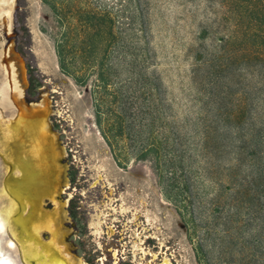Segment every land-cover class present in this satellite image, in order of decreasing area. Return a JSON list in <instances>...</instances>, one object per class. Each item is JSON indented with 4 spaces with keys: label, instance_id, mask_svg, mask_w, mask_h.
<instances>
[{
    "label": "rangeland",
    "instance_id": "374dc122",
    "mask_svg": "<svg viewBox=\"0 0 264 264\" xmlns=\"http://www.w3.org/2000/svg\"><path fill=\"white\" fill-rule=\"evenodd\" d=\"M54 1L8 0L0 16V86L5 68L17 80L15 116L0 113V252L17 264H264L257 148L236 119L255 89L264 103V77L225 46L231 1ZM33 126L52 141L50 175L38 152L24 169L43 145ZM5 183L49 191L38 207L20 193V206Z\"/></svg>",
    "mask_w": 264,
    "mask_h": 264
},
{
    "label": "trees",
    "instance_id": "16d2710c",
    "mask_svg": "<svg viewBox=\"0 0 264 264\" xmlns=\"http://www.w3.org/2000/svg\"><path fill=\"white\" fill-rule=\"evenodd\" d=\"M53 10H57L56 1L54 0H41ZM233 6L231 15H233V30L231 36L225 41V46H231L230 57L239 62H247L250 64L252 72L258 77H264V0H230ZM231 44V45H230ZM57 54L59 56L61 69L66 70L65 64V49L63 46L57 45ZM40 84L35 79L30 70L26 93L28 96L33 97L36 95ZM260 88H257L252 93L251 103L248 105L245 102L246 98H242L236 107V116L238 126L241 128L240 138L246 140V136L254 142L256 151L253 153L254 162L258 163L256 172L255 183H259L261 190L264 192V151L258 149L264 143V103L256 101L259 99ZM244 100V101H243ZM255 114L252 123L245 124L244 117L247 113ZM246 138V139H245ZM245 142V141H243ZM244 146V145H243ZM241 145L240 150L243 149ZM157 146L155 147V156H158ZM146 154H144V157ZM259 186V187H260Z\"/></svg>",
    "mask_w": 264,
    "mask_h": 264
},
{
    "label": "water",
    "instance_id": "95a60500",
    "mask_svg": "<svg viewBox=\"0 0 264 264\" xmlns=\"http://www.w3.org/2000/svg\"><path fill=\"white\" fill-rule=\"evenodd\" d=\"M1 82L4 83V79H1ZM11 94H12V91L10 92V97H11ZM6 97L7 95L4 96V99L5 100H0V113L1 114H10V115H13L15 116L14 114L16 113L13 108L10 106L9 102L6 101ZM25 119H27L29 116L28 115H24ZM13 119L14 118H10L9 120H11V127L12 129H17L16 128V123L13 122ZM28 120V119H27ZM27 124H29L30 122L27 121L26 122ZM38 127L41 128L42 127V124H43V120L39 119L38 122ZM29 126V125H28ZM34 128V136H33V140H34V137L36 138V136L41 139L40 142L43 143V135L44 134L43 132L39 131V129L36 127V126H33ZM42 135V136H41ZM41 136V137H39ZM47 138H48V143H43L42 146H38L37 144H34L35 147L32 148L29 153H28V157L30 160H27L26 164H24V169H26V165L27 163H29L30 161H32L31 159V153H34V152H38L41 156V159L44 163V165L47 167V169L49 170V173L48 175H50V171L51 169H53V167H55V151H54V148H53V145H52V141L50 140L49 136L48 135H45ZM2 139V137H1ZM3 144H4V147L5 148V153H9V149H12L14 152H18V148H17V145H15V143L13 142H7V141H4L2 140ZM19 153H20V150H19ZM13 164L14 165H10V169L13 170L14 167H20L21 164L18 163L17 160H12ZM26 171H28L26 169ZM31 170H29V173H30ZM54 185L56 184V188L60 187V183L61 181H57V180H54ZM6 193H8L9 196L13 197L17 202L18 204L21 206L22 205V202H23V199L22 197L20 196V193H26V196H27V200L29 202H31L32 206L33 207H38V199H39V196H41L40 194L44 193V194H48V191L49 190H46V191H43V189H40L37 188V187H34V186H31L30 188L24 186V185H18V186H14L12 183H5L4 184V188ZM33 189H34V192H33ZM55 190V189H54ZM33 192V193H32ZM54 192V191H53ZM52 190L49 192L51 193V195L53 194ZM29 197V199H28ZM18 233H19V236H23L22 233L18 230ZM16 245V243H15Z\"/></svg>",
    "mask_w": 264,
    "mask_h": 264
},
{
    "label": "bare ground",
    "instance_id": "6f19581e",
    "mask_svg": "<svg viewBox=\"0 0 264 264\" xmlns=\"http://www.w3.org/2000/svg\"><path fill=\"white\" fill-rule=\"evenodd\" d=\"M8 5H9L8 0H0V16L7 12ZM12 67H14V66H12ZM13 70H15V68ZM5 72H6L7 81L2 83V85L0 86V100H2V101L5 100L4 96L7 95V97H8V92H11L13 90V88L16 87V82H17V80L15 81V78H14L15 75L13 76L11 71H9L7 68H5ZM7 97H6V101H8ZM5 231H6L5 222L0 218V235L4 234ZM5 244L7 247H9L11 249L16 248L15 242H13L10 239H6ZM0 264H17V263L12 258H10L8 255L0 252Z\"/></svg>",
    "mask_w": 264,
    "mask_h": 264
},
{
    "label": "flooded vegetation",
    "instance_id": "af4514ba",
    "mask_svg": "<svg viewBox=\"0 0 264 264\" xmlns=\"http://www.w3.org/2000/svg\"><path fill=\"white\" fill-rule=\"evenodd\" d=\"M109 248V247H108ZM111 248V247H110ZM113 249V248H112ZM101 258V255L97 257V259H100Z\"/></svg>",
    "mask_w": 264,
    "mask_h": 264
}]
</instances>
